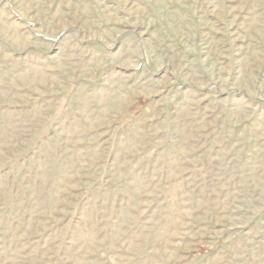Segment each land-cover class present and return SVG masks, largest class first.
<instances>
[{
	"label": "rangeland",
	"instance_id": "374dc122",
	"mask_svg": "<svg viewBox=\"0 0 264 264\" xmlns=\"http://www.w3.org/2000/svg\"><path fill=\"white\" fill-rule=\"evenodd\" d=\"M0 264H264V0H0Z\"/></svg>",
	"mask_w": 264,
	"mask_h": 264
}]
</instances>
